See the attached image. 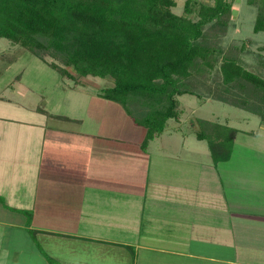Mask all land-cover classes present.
<instances>
[{"label": "crops", "instance_id": "obj_1", "mask_svg": "<svg viewBox=\"0 0 264 264\" xmlns=\"http://www.w3.org/2000/svg\"><path fill=\"white\" fill-rule=\"evenodd\" d=\"M232 2V8L238 4V10L237 16L233 11L229 33L232 27L240 28L241 24L237 22L244 23L247 13L254 28L258 6L263 2ZM246 38L248 43L264 44L259 37ZM12 89L18 91L17 96H26L20 87ZM96 94L99 97L100 90ZM12 96L7 100L13 101ZM22 106L32 112L40 111V107L35 110L23 103ZM125 113L126 116L120 119L110 118V122H105L100 118L96 122L94 113L88 112V117L84 113L64 116L52 111L44 123L41 119L40 122L29 121L24 129L27 136L31 134L30 128L43 129L39 132L43 141L35 135L41 138V152L23 156L24 152L18 150L24 148L19 146L14 147L16 152H0V200L1 190L5 188L9 189L12 201L18 199L13 195L20 189L31 188L36 194L32 219L20 218V213L25 211L23 207L16 204L12 207L15 216L11 223L25 233L22 244L28 248L44 245L51 249L49 239L63 243L62 239L70 237L77 244L66 243L64 248L69 253L79 250L80 240L94 244L91 248L83 244L88 257L85 255L84 260L80 257L81 260L76 262L73 258L69 262L66 255L51 250L48 258L60 264H88L92 258L96 262L91 264H121L124 257L130 260L129 264H264V202L259 200L264 195L260 191L264 190V176L260 174L263 167L250 166L258 176L252 180L253 188L248 186L246 189L247 194L252 191L259 194L258 198H234L222 187L226 177L232 179L228 170L220 169L224 175L216 177L221 181V187L212 189L198 177L194 182L191 178L194 174L187 167L180 164L176 165L177 170L174 166L169 167L164 159L157 158L162 156L161 153L150 156V152H159V147L156 151L154 148L149 150L153 139L145 150L149 152H139L146 129L140 126L142 130H138L137 124ZM134 131H140L143 139L135 140ZM242 131L245 130L239 132ZM24 143L25 139L21 140L20 144ZM46 143L49 148L44 149ZM62 144H66L65 149L69 152L63 150ZM228 161H220V165L235 166L231 158ZM33 167L38 172H32ZM33 176L38 181L27 182ZM245 181L242 178L241 182ZM41 193L43 196L40 197ZM44 205L47 209L42 207ZM5 220L8 219L0 217V224ZM32 230L37 235L33 240L29 238ZM101 247L103 251H111V258L101 256ZM38 249L39 263L51 264L46 254L40 255ZM148 254H151L149 258Z\"/></svg>", "mask_w": 264, "mask_h": 264}, {"label": "trees", "instance_id": "obj_2", "mask_svg": "<svg viewBox=\"0 0 264 264\" xmlns=\"http://www.w3.org/2000/svg\"><path fill=\"white\" fill-rule=\"evenodd\" d=\"M261 1L255 33L264 31ZM175 6V0H0V38L51 57L63 76L112 77L100 96L146 129L144 148L180 117L179 96L187 93L244 108L264 123V44L226 42L232 0H186L183 14ZM198 120L197 137L207 140L214 161L229 160L240 129Z\"/></svg>", "mask_w": 264, "mask_h": 264}, {"label": "rangeland", "instance_id": "obj_3", "mask_svg": "<svg viewBox=\"0 0 264 264\" xmlns=\"http://www.w3.org/2000/svg\"><path fill=\"white\" fill-rule=\"evenodd\" d=\"M185 1L186 0H177L178 4L173 8L175 13H184ZM237 10L238 4L237 7L234 6L233 9L236 16ZM249 19L250 17L247 13L244 23L237 22L238 25H242H240L239 29L235 30L233 27L231 28L226 38L227 43L232 41L242 43L247 40L248 38L246 37L249 36L254 38L259 37V39L264 41V31L255 33L253 24L249 22ZM253 19L254 16L251 17V21H253ZM250 47L253 49L258 48H256L255 44H250ZM245 60L249 64H254L255 62L254 58L249 54L245 56ZM51 61V57H47L46 61L42 60L22 45L7 38H0V118H4V120L0 121L2 126L0 127V152H16L14 147L17 146H19V148H24L22 151L18 150V152H24L23 156L29 155L31 152H41L42 148L40 149V146L42 142L40 141L41 138L43 141V137L40 136L39 132H43V129L30 128L31 134L28 136L24 129L28 127L27 122L29 121L40 122L39 119H41L42 123H44L52 111L54 113H61L64 116H77L78 114L84 113L86 117H88V112H90L96 115L94 117L96 118V122L101 119L105 120V122H110V118L120 119L126 116L121 105L114 101H108L101 96L98 97L96 94L98 90L101 91V89L113 85L114 80L112 77H77L79 75H76L72 68H70V70L76 75L75 77L63 76L50 64ZM12 87H20V91L24 92L26 96L24 98L17 96L18 91L12 89ZM11 95L14 97L13 101L7 100ZM179 99L182 109L180 117L169 119L166 130L150 141L149 150H153L154 148V151H156L155 148L159 147V152H150L149 155L154 157L161 153L162 156L157 158L164 159V162L168 164L169 167L174 166L173 169L175 170L178 168L176 166L177 164L187 167V169L194 174L191 176V178L195 180L194 182L199 178L201 183H207L212 189H219L221 187V181L216 175L218 176V174H221L223 176L224 173L221 172V170H228L232 179L226 177L222 182V187L225 188V193H227V195H231L237 199H243V197L250 198V196L258 198L259 194L255 195L253 193L254 191L247 194L246 189L248 186L253 188L251 184L253 183L252 180L255 179L254 177L258 176L255 170L250 169V166L257 167L260 165L263 167L260 174L264 176V123L261 119L244 108L232 106L211 97L205 99L187 93L179 96ZM22 103L25 104V107L34 108L35 110L40 107V111L32 112L27 108H23ZM198 119H209L213 122L225 123L245 130L244 132H239L238 137L235 139L236 146L231 155L232 164L235 163L234 165L236 168L235 166L227 168V165H220V161L217 163L214 161L210 154L209 147L208 151L206 149L208 146L207 140L197 137V133L202 128V124ZM137 126V128H139L138 130L144 129V127L140 129V125ZM42 127L43 126L40 128ZM133 134L135 140L143 139L144 137V135H140V131H134ZM35 135H39L41 138ZM24 139L25 143L20 144L21 140ZM48 145L49 144L46 143L44 149L49 148ZM62 145L64 146L63 150L69 152V149H65L66 144ZM69 147L70 149L73 148V146ZM128 147L133 146L128 145ZM134 147L136 148V146ZM141 149L140 151L136 150L139 152H149L145 151L147 148L141 147ZM131 150L133 151L134 148H131ZM141 154L142 153H140V155ZM17 165L20 167L19 163H16V166ZM221 167L226 168L222 169ZM31 171L38 172L36 167H33ZM242 178L247 180L249 184H246L247 181L242 183ZM236 180L238 183H236ZM33 181H38L36 176H33L30 180L27 179V182L32 183ZM262 183L264 188V180ZM260 187L262 189L261 185ZM1 191L0 217L4 219L7 218L8 220L0 224V264H41L37 257L36 249L38 248V253H40V255L46 254L51 264H60L57 260V263H52V261L49 260L48 256L51 254V250L53 253H57L58 251V253L66 255V258H69V262H72L71 258L76 262L81 260L80 257H82V260H84L85 255L88 257V254L84 252L83 246L86 245L91 248L94 244L90 242L86 244V241L80 240L78 241L80 243L79 250L69 253L68 249L64 248L66 243L68 244L73 241L77 244V242L71 240L70 237L62 239L63 243H60L57 239H49L51 249L46 248L44 245H40V247L38 246L37 248H28L26 245H23L22 241L25 240V233L23 230L17 229V226L11 223V218L15 216L12 210L15 208L14 204H16L17 207H23L25 211L20 213V218L26 217L28 219L30 217L29 219H32V214H34L36 209V207H34L35 199H33V197L36 196V194L31 188L20 189L13 195L14 198L18 199L12 201L10 199L11 196L9 198V189L5 188ZM260 191L264 192V190ZM39 196H43L42 193L39 194ZM42 200L46 202V199ZM259 200L264 202L263 194L259 197ZM42 207L47 209V205ZM43 227L50 229L46 225ZM36 237L37 235L33 234V230L32 232L29 231V238L31 240ZM102 246L108 248L107 245ZM110 252L109 250L103 251L102 247L99 250L101 256H105L108 259L111 258ZM82 253L84 255H82ZM149 255L151 254L147 255L148 258ZM92 261L96 262V260L92 258L88 261V264H91ZM129 262L130 260L125 259V257L121 260V264H129Z\"/></svg>", "mask_w": 264, "mask_h": 264}]
</instances>
